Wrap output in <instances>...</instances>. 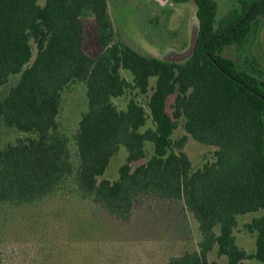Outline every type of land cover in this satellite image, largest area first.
<instances>
[{
    "label": "trees",
    "instance_id": "1",
    "mask_svg": "<svg viewBox=\"0 0 264 264\" xmlns=\"http://www.w3.org/2000/svg\"><path fill=\"white\" fill-rule=\"evenodd\" d=\"M171 1L196 6L197 35L183 63L115 40L108 0H44L43 6L38 0H0V88L19 75L0 97V120L7 128L35 136L0 149V206L38 203L74 175L82 197L127 221L135 196L154 192L183 201L201 235L197 251L166 264H208L214 247L227 264H264V217L246 225L255 235L253 253L240 249L233 235L238 216L264 209V88L256 76L239 72L222 56L226 46L257 29L264 0H237L217 21L212 0ZM87 17L93 19L100 48L93 57L83 50ZM31 42L36 54L30 64ZM121 71L132 76V85L121 78ZM72 82L84 83L87 97L76 136L75 174L57 123L61 92ZM130 86L142 95L151 91L148 113L133 99L123 111L112 104ZM148 118L152 128H145ZM179 119L186 135L173 141ZM188 136L216 147L214 162L191 172L183 151ZM146 143L152 144L153 154L140 164ZM120 146L127 156L118 179L99 180Z\"/></svg>",
    "mask_w": 264,
    "mask_h": 264
},
{
    "label": "rangeland",
    "instance_id": "2",
    "mask_svg": "<svg viewBox=\"0 0 264 264\" xmlns=\"http://www.w3.org/2000/svg\"><path fill=\"white\" fill-rule=\"evenodd\" d=\"M236 1L212 0L215 20L234 8ZM38 5L43 6L44 0H38ZM108 7L115 40H122L144 54L165 61L183 63L190 57L198 30L193 2L108 0ZM84 32V52L97 56L100 48L91 17L84 19ZM31 45L30 64L36 54L35 45L32 42ZM222 56L231 60L239 72L256 76L264 88V18L244 40L226 46ZM120 75L132 85L128 72L121 71ZM18 79L19 75L11 76L0 88V97ZM149 85L152 89L154 80ZM150 94L151 91L148 95L139 94L130 86L111 102L123 111L133 99L148 113ZM174 99L175 96H171L167 100L169 115H172ZM86 111L85 84L70 83L61 92L57 123L60 133L67 139L74 174L79 165L76 136ZM183 124V119L177 121L173 141L186 135ZM145 128H152L149 118ZM34 137L7 128L0 120V149L16 144L19 139ZM216 150L188 136L183 151L190 160L191 172L214 162ZM144 151L145 158L140 164L152 156V144L146 143ZM126 156V150L120 146L99 180L115 182ZM255 217H264V209L238 216L233 231L237 246L249 254L255 251V235L247 231L246 225ZM218 230L216 227L215 232ZM200 241L198 224L183 201L163 198L154 192L140 193L133 200L130 218L122 221L93 202L91 197H82L75 186L74 175L67 177L51 196L38 203L0 206V264H166L173 257L197 251ZM207 261L208 264H227L225 257L217 256L216 247L208 253ZM241 264L262 263L245 260Z\"/></svg>",
    "mask_w": 264,
    "mask_h": 264
},
{
    "label": "crops",
    "instance_id": "3",
    "mask_svg": "<svg viewBox=\"0 0 264 264\" xmlns=\"http://www.w3.org/2000/svg\"><path fill=\"white\" fill-rule=\"evenodd\" d=\"M261 211V210H260ZM259 212V211H258ZM258 212H256V213H258ZM252 214H254V213H252ZM255 218H258V217H255Z\"/></svg>",
    "mask_w": 264,
    "mask_h": 264
},
{
    "label": "water",
    "instance_id": "4",
    "mask_svg": "<svg viewBox=\"0 0 264 264\" xmlns=\"http://www.w3.org/2000/svg\"><path fill=\"white\" fill-rule=\"evenodd\" d=\"M193 48H194V46H193ZM193 50V49H192Z\"/></svg>",
    "mask_w": 264,
    "mask_h": 264
}]
</instances>
